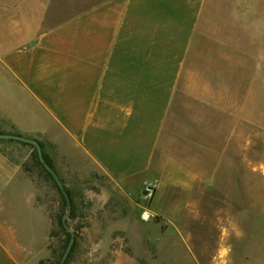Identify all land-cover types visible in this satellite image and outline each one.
Here are the masks:
<instances>
[{
	"label": "crops",
	"instance_id": "crops-1",
	"mask_svg": "<svg viewBox=\"0 0 264 264\" xmlns=\"http://www.w3.org/2000/svg\"><path fill=\"white\" fill-rule=\"evenodd\" d=\"M59 3L0 0V17L9 20V37L0 35V134L37 140L48 157L77 169L87 163L140 194L156 188L150 211L178 232L160 234L167 254L149 261V251L132 248L114 264H205L210 227L212 257L225 244L224 223L210 225L208 214L224 210L209 201L219 172L199 176L172 156L158 170L155 161L171 138L176 144L180 82L208 0H101L66 17ZM32 152L0 140V264H38L27 233L34 217L40 221ZM176 193L188 199H172Z\"/></svg>",
	"mask_w": 264,
	"mask_h": 264
},
{
	"label": "rangeland",
	"instance_id": "rangeland-1",
	"mask_svg": "<svg viewBox=\"0 0 264 264\" xmlns=\"http://www.w3.org/2000/svg\"><path fill=\"white\" fill-rule=\"evenodd\" d=\"M99 1L60 0L59 5L66 17ZM8 30V18L0 17V35L9 37ZM179 90L176 144L171 138V145L158 151L155 167L161 170L172 156L199 176L218 170L210 181L216 193L209 201L224 205V210H209L208 214L210 225L216 220L224 223L218 232L225 237V244L212 257L216 233L210 227L209 253L202 261L264 264V0H208ZM201 97L206 99H195ZM50 160L74 202L75 214L67 219V233L75 236V247L67 264H114L118 253L132 248L149 251V261L167 254L159 251L169 243L161 240L160 234L178 232L162 223L161 215L143 219L145 188L141 194L128 189L87 163L77 169L57 156ZM30 167L41 189L40 221L34 217L27 233L32 229L36 262L58 264L70 242L59 223L68 209L63 208L52 181L33 163ZM170 197L188 199L183 193ZM170 262L161 259L163 264Z\"/></svg>",
	"mask_w": 264,
	"mask_h": 264
},
{
	"label": "water",
	"instance_id": "water-1",
	"mask_svg": "<svg viewBox=\"0 0 264 264\" xmlns=\"http://www.w3.org/2000/svg\"><path fill=\"white\" fill-rule=\"evenodd\" d=\"M0 140L18 141V142H22V143L31 145V146H33L35 148V150L37 151V154H38V157H39V160H40L41 164L52 175V177L54 178L57 186L59 187L61 193L63 194V196L65 198V201H66L67 206H68V213L64 216V226L67 228L68 231H70L69 228H68V225L66 223V220L70 216L71 210H72L70 196H69L68 192L66 191V189L64 188V185L61 182L58 174L47 163V161H46V159L44 157L43 148H42L40 142L37 141V140H34V139L23 137V136L9 135V134H0ZM74 243H75V236L72 234L71 235V240H70V242L68 244V247H67L63 257L61 258L59 264H66L70 254H71V251L73 249Z\"/></svg>",
	"mask_w": 264,
	"mask_h": 264
},
{
	"label": "trees",
	"instance_id": "trees-1",
	"mask_svg": "<svg viewBox=\"0 0 264 264\" xmlns=\"http://www.w3.org/2000/svg\"><path fill=\"white\" fill-rule=\"evenodd\" d=\"M22 143V142H21ZM24 145H28V144H25V143H23ZM28 146H30L31 148H32V150H33V152H32V158H31V161H32V163L41 171V173L47 178V179H49L50 181H52V183L59 189V187L57 186V184H56V182H55V180H54V178L52 177V175L44 168V166L41 164V162H40V160H39V157H38V154H37V151L35 150V148L33 147V146H31V145H28ZM42 146V145H41ZM42 148H43V146H42ZM44 152V151H43ZM44 157H45V159H46V161H47V163L50 165V167L57 173V170L55 169V166L53 165V163H52V161L50 160V158L45 154V152H44ZM28 169H29V167H28ZM30 169H32L31 167H30ZM32 171V170H31ZM60 178V177H59ZM61 180V179H60ZM61 182L63 183V181L61 180ZM63 185H64V188L66 189V191L68 192V194H69V196H70V199H71V205H72V210H71V214H70V218H73L74 217V214H75V210H74V202H73V198H72V194H71V192L66 188V186H65V184L63 183ZM59 193H60V195H61V197H62V201H63V208H65V210H66V208L68 209V206H67V203H66V201H65V198H64V196H63V194L61 193V191H60V189H59ZM68 219V218H67ZM59 223H60V227H61V229L63 230V232L65 233V234H67L70 238H69V241L71 240V235L69 234V233H67V228L64 226V218L63 217H61L60 218V220H59ZM66 223H67V225H68V222H67V220H66ZM67 245H68V242H67ZM68 247V246H67ZM74 247H75V244H74V246H73V249H74ZM65 249H67L66 247H65ZM73 249H72V251H71V254H72V252H73ZM66 251V250H65ZM65 253V252H64ZM71 254H70V256H71ZM64 255V254H63ZM70 256H69V258H70ZM63 257V256H62ZM69 258H68V260H67V262L69 261ZM67 262H66V264H67ZM60 263V262H59ZM58 263V264H59ZM40 264H44V262L42 261V262H40Z\"/></svg>",
	"mask_w": 264,
	"mask_h": 264
},
{
	"label": "built area",
	"instance_id": "built-area-1",
	"mask_svg": "<svg viewBox=\"0 0 264 264\" xmlns=\"http://www.w3.org/2000/svg\"><path fill=\"white\" fill-rule=\"evenodd\" d=\"M156 195V188L153 186H147L145 187V190L143 192V198H144V202H145V206H144V214H143V219L148 221L151 220L154 216L152 215L150 208H151V204L152 201L154 199Z\"/></svg>",
	"mask_w": 264,
	"mask_h": 264
}]
</instances>
